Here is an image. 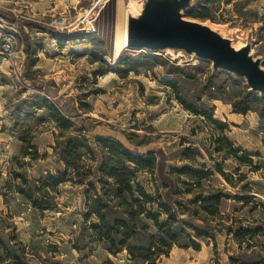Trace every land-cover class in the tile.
<instances>
[{"label": "rangeland", "instance_id": "obj_1", "mask_svg": "<svg viewBox=\"0 0 264 264\" xmlns=\"http://www.w3.org/2000/svg\"><path fill=\"white\" fill-rule=\"evenodd\" d=\"M97 1L0 0V15L10 20L19 15L22 27L15 64L0 60V264H145L129 249L153 245L168 251L155 264H264V94L195 54L123 47L126 19L138 18L134 10H143L147 0H102L95 8ZM197 4L208 19L183 11L186 20L249 46L264 70V0H192L191 6ZM91 11L96 31L87 34ZM60 19L66 26L56 29ZM251 93L258 100H248ZM233 103L252 111L235 113ZM65 120L73 126L61 127ZM71 137L87 140L92 152L79 160V173L93 174L85 184L36 192L39 179L64 170L63 148ZM98 137L140 155L156 154L159 171L136 175L154 203L135 202H143L138 194L123 202L111 193L103 206H93L90 183L103 193L97 177L109 146L99 145ZM238 149L252 154L251 165L237 160L244 156L232 152ZM184 167L210 175L174 172ZM165 175L174 182L172 202L165 196ZM20 187L43 196L49 210L34 208ZM156 190L178 221L169 249L170 236L156 225L168 220ZM217 191L225 195L218 214L194 212L202 205L192 202L195 197ZM142 207L156 218L144 214L132 220L130 212ZM92 209L106 216V227L96 215L88 216ZM190 238L199 249L187 248ZM112 247L121 251L113 254Z\"/></svg>", "mask_w": 264, "mask_h": 264}, {"label": "trees", "instance_id": "obj_2", "mask_svg": "<svg viewBox=\"0 0 264 264\" xmlns=\"http://www.w3.org/2000/svg\"><path fill=\"white\" fill-rule=\"evenodd\" d=\"M192 2V1H191ZM204 7H201L200 4H197L196 6H191L189 9L185 10L187 15L189 17H192L194 19H200V20H206L208 19V13H204ZM36 26V25H35ZM41 30H44L45 32H48L52 35L59 36L58 33H55L54 31H47L46 29H43L40 27ZM70 40V39H67ZM30 49L28 48L27 51ZM171 84V83H169ZM248 100L255 99L258 100L257 93H251L247 95ZM234 112L238 114L246 115L250 111H252L251 107L249 105L245 107H241L238 104H234ZM189 110L195 113L197 115L196 109L189 107ZM61 118L60 116H58ZM58 122V120H57ZM215 123H220L218 120H214ZM73 126L72 123L69 120H65L64 125L61 127H68ZM224 141L228 144L229 147L232 146L230 141L225 137ZM87 140L84 137H71L67 140L64 148H63V154H62V162L64 163V170H57V174H49L45 178H41L38 180V183H41V187H35L36 192L43 191L45 187H49V185L53 187L60 186L62 184L71 182L73 184H85L89 176L88 174L92 175V171H86L84 173H79V170L81 168V165L79 163V160H82V158L85 155V151L87 153H91L92 149L89 147ZM97 143L100 145V143H106L109 144V146L105 147L106 151H103L104 154V162L101 165L99 174L100 176L97 177V182L102 187V192L99 193L97 189L94 187L92 183H90V186L93 187L95 191L96 198L93 200V206L99 205L103 206V200L104 198H110L113 194V196L120 201L126 202L127 197H134L136 194H138L142 199L143 202L140 199H136L135 202H138L140 204L143 203H150L155 201V199L147 193L146 189L140 185V183L136 179L137 173H139L142 170H149L152 168V170L156 169L159 171L160 169V163L156 157V154L149 152L148 154L140 155L137 153H134L133 151L126 148L123 144H121L118 141H115L110 138H101L98 137ZM116 148V149H115ZM235 154H239L240 152L244 153L243 157L237 158L240 162H247L250 165L253 163L250 156L252 154L244 152L242 149H238L235 151H232ZM259 156V155H257ZM174 172H191L195 175H198L201 177V179H204L210 175L209 171H193L190 167H184L182 170H174ZM153 176V175H152ZM163 186L167 190L165 193L166 198L169 201H174V198L172 197V193L170 192L173 189V181L168 179L166 175L163 176ZM169 180V181H168ZM173 182V183H172ZM26 183V182H25ZM196 184V183H195ZM199 184V185H198ZM198 188H201V184H196ZM106 186V187H105ZM209 186V185H208ZM108 189L109 191H107ZM18 192L25 196L33 205L34 208L40 210V211H47L49 210V206L45 202V199L43 196H36L30 192H27L23 187H20ZM159 191L156 190V193L158 194V197L156 198V201L159 200L160 203L158 204L159 208L165 211V214L168 217V220L163 223L159 224L156 222L157 227L161 231V233L166 234L167 236H170V245L168 246V249L171 248L175 244L174 237L171 236L172 227L174 223H178L177 218L174 213V207L166 201L162 200V195L158 193ZM112 193V194H111ZM204 197L202 195H198L195 197L194 201H192L194 204H198L202 201V205L198 208L193 209L194 212L196 209H202L207 212L209 215H215L220 212V206L222 205V201L225 198V195L221 191L217 192H208L207 198L203 199ZM145 208H140L138 211L132 210L130 212L131 219L134 220L136 216H142L146 214L147 216H151V218L155 217V215H152L151 213H146ZM96 215L98 219L101 221L103 227H106L108 225L106 216L102 213V211L97 209H92L88 213V216ZM117 224H124V222L118 221ZM102 225H95L97 229H101ZM164 229H167V231H164ZM197 231V230H196ZM232 233V231H230ZM203 233L197 231V238H202ZM161 244L165 246V241L161 239ZM194 247L195 249H199V245L194 241V239L190 238V245L187 247ZM154 249V250H153ZM121 251V250H120ZM119 249H115L112 247L110 249V252L113 254H117L120 252ZM129 252L134 259H138L145 264H155L158 257L162 254H168V251H163L159 245H153L150 247H130ZM139 252V255L137 256L136 253ZM230 261L234 260V256H230Z\"/></svg>", "mask_w": 264, "mask_h": 264}, {"label": "water", "instance_id": "obj_3", "mask_svg": "<svg viewBox=\"0 0 264 264\" xmlns=\"http://www.w3.org/2000/svg\"><path fill=\"white\" fill-rule=\"evenodd\" d=\"M192 0H147L138 18L128 19L127 47L180 50L212 62L214 69L245 78L250 89L264 94V70L245 46L236 50L229 39L206 24L186 20L182 12Z\"/></svg>", "mask_w": 264, "mask_h": 264}, {"label": "built area", "instance_id": "obj_4", "mask_svg": "<svg viewBox=\"0 0 264 264\" xmlns=\"http://www.w3.org/2000/svg\"><path fill=\"white\" fill-rule=\"evenodd\" d=\"M90 14H92V11L86 16V21L88 22L87 27H84V31L87 34H92L96 31L93 21H91L92 19H88ZM20 22L21 17L17 14H14L11 20L0 15V60L2 59L4 63H7V65L15 64V54L19 46L20 31L22 29ZM65 26V19H60L55 23L56 29H63ZM0 74L3 75L1 72ZM21 75L22 74L19 71L16 75V79H19Z\"/></svg>", "mask_w": 264, "mask_h": 264}, {"label": "bare ground", "instance_id": "obj_5", "mask_svg": "<svg viewBox=\"0 0 264 264\" xmlns=\"http://www.w3.org/2000/svg\"><path fill=\"white\" fill-rule=\"evenodd\" d=\"M102 0H98L95 4H94V7L96 8L97 6H98V4L101 2ZM140 8H136L134 11L136 12V14H137V16L136 17H140L141 16V14H142V12H143V10L141 9V6H139ZM93 10H94V8H93ZM132 13H133V11H132ZM85 15V14H84ZM127 15H128V13H127ZM134 15V14H133ZM124 20V19H123ZM126 20H128V19H126ZM126 22V21H125ZM208 27H210L211 29H213L214 31H217V30H215L213 27H211V26H209V25H207ZM119 30V29H118ZM219 32V31H218ZM224 32V31H223ZM119 33V32H118ZM220 34L222 35V33L220 32ZM122 37V36H121ZM224 37V36H223ZM118 40V39H117ZM116 40V41H117ZM127 43H128V23H126V26H125V31H124V37H123V42H122V44H123V47H127ZM232 44V46L236 49V50H240L243 46H237V45H235L233 42L231 43ZM122 46V45H121ZM123 49V48H122ZM119 50V49H118ZM175 51H177V50H175Z\"/></svg>", "mask_w": 264, "mask_h": 264}, {"label": "crops", "instance_id": "obj_6", "mask_svg": "<svg viewBox=\"0 0 264 264\" xmlns=\"http://www.w3.org/2000/svg\"><path fill=\"white\" fill-rule=\"evenodd\" d=\"M235 115V114H234Z\"/></svg>", "mask_w": 264, "mask_h": 264}]
</instances>
